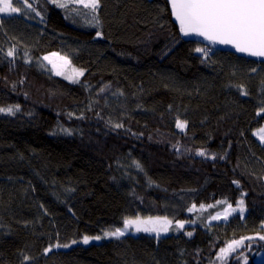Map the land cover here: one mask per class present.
Here are the masks:
<instances>
[{"label": "trees", "instance_id": "1", "mask_svg": "<svg viewBox=\"0 0 264 264\" xmlns=\"http://www.w3.org/2000/svg\"><path fill=\"white\" fill-rule=\"evenodd\" d=\"M13 1L21 12L0 13V108L19 106L0 112V264H220L244 237L221 264H264V61L185 39L167 0ZM52 51L83 76L41 69ZM242 198L228 220L208 222L212 209L168 234L79 242ZM56 244L70 246L45 254Z\"/></svg>", "mask_w": 264, "mask_h": 264}, {"label": "snow or ice", "instance_id": "2", "mask_svg": "<svg viewBox=\"0 0 264 264\" xmlns=\"http://www.w3.org/2000/svg\"><path fill=\"white\" fill-rule=\"evenodd\" d=\"M17 4L21 3V0H15ZM52 2L60 8H67V3L61 2V0H52ZM79 3H83L84 7L91 8L94 12L100 6V0H78ZM170 5L171 16L178 22L179 31L187 36L189 34H196L204 37L206 40L213 43H219L224 45H231L237 52L247 53L254 57H264V0H167ZM23 5L27 9L35 11L32 8V4L28 3V0H23ZM20 7H13V0H0V13H19ZM39 15V13H36ZM99 37L102 34L97 32ZM198 53H204L207 55L205 49H195ZM14 49H9L7 56H14ZM43 60L48 61L52 65V69L57 75L62 74L64 67L70 63L66 57L59 56L58 53H52L46 55ZM62 61V63H58ZM74 74L69 79H76L83 75L82 71L73 70ZM255 71V70H253ZM19 110V106L9 107L7 109L0 108V112H6L8 114H15V111ZM264 112V108L261 109ZM115 127H122V125H116ZM176 127L183 130L186 127V122H182L177 119ZM264 132V129L261 130ZM261 140L264 141V135ZM200 156H204L203 151L197 153ZM213 159L215 157H212ZM237 183V181H233ZM219 203V202H218ZM195 205L189 208V212L195 209ZM204 208V205L200 206ZM211 207V205H209ZM239 211L241 214L244 212V201L241 199L238 202ZM232 205H228L223 214V219H227L230 211H236ZM213 220L221 219V215L217 214L212 217ZM172 222L167 218H152L141 219L139 217L135 219L125 218L123 221V229L116 228L114 231L104 232L105 237L119 238L125 234V231L129 227H134L137 232H155L159 235L161 232H167L168 226ZM177 228H183V222H177ZM264 227V225H262ZM187 235L191 236L189 232ZM260 240H264V235L258 237ZM91 239L100 240V236L89 237L84 236L82 242L88 244ZM244 239L252 240L254 237H244L240 240H233L228 244L227 248L220 249V259H224L230 252H234L236 248L240 247ZM73 244L77 241L73 240ZM68 244H56L44 249L45 254L52 250V247H64L67 248ZM31 259L28 256H24V260ZM246 264V260H245Z\"/></svg>", "mask_w": 264, "mask_h": 264}, {"label": "rangeland", "instance_id": "3", "mask_svg": "<svg viewBox=\"0 0 264 264\" xmlns=\"http://www.w3.org/2000/svg\"><path fill=\"white\" fill-rule=\"evenodd\" d=\"M61 2L63 3H69V2H76V3H79L78 0H61ZM83 4V3H81ZM13 7H17L15 4H14V1H13ZM1 14H8V13H1ZM52 53H58L59 56L61 57H66L68 59V61L70 62L68 64V66L64 67L63 70H62V74L61 76L69 79V77H72L73 74H74V71L73 70H76V71H82L83 74H84V70L76 65H74L70 59V57H68L67 55L65 54H62L61 52L59 51H52V52H49L45 55H43L42 57H39L38 58V63H39V66L41 69L45 70L46 72H49V73H52V74H56L55 71L52 69V65L48 63V61H45L43 60V57L46 56V55H51ZM29 61H34V58L30 59ZM58 63H62V61H58ZM83 76V75H82ZM82 76H79L78 78L76 79H69V80H78L79 78H81ZM182 122H186L184 120H180ZM186 126H187V122H186ZM264 129V124L262 126H260L259 128H257L255 130V135L257 136V138L264 143V141L261 140V136L264 135V132H261V130ZM243 199V198H242ZM244 201V199H243ZM219 202V203H218ZM205 207L204 208H201L200 206L201 205H196L195 204V209H193V213H195V218H191V219H180V220H173L171 218H169L168 216H161V215H148V216H137L141 219H147L149 217H152V218H167L168 220H170L172 223L168 226V231L167 232H161L160 234H168L170 232H173V231H176V230H179V229H183L185 228L187 225L189 224H195V223H198L200 222V217L205 213V212H208L210 210H214L213 214L210 215L208 217V222H214V221H221V220H228L233 214L235 213H241L239 211V207H238V203L237 204H234V203H231V202H228L224 199H221L217 202H213L211 204H203ZM209 205H211V207H209ZM228 205H232L233 208H236L237 210L232 212L230 211V214L228 215L227 219H223V214L225 213V209L228 208ZM247 212V208H246V205H245V201H244V212L242 213L243 215H245ZM217 214H220L221 215V219H218V220H213L212 217L213 216H216ZM137 217H128V219H135ZM177 222H183L184 224V227L183 228H177L176 225H177ZM118 228H122L123 229V225L118 227ZM115 230V229H114ZM114 230H106V231H114ZM104 231V232H106ZM104 232L102 234H99V235H87L89 237H95V236H100L101 239L100 240H95V239H91L89 243L91 242H95V241H102L104 239H109V238H112V237H105L104 236ZM140 234V233H149V234H156L155 232H143V231H140V232H137L136 229L134 227H129L126 231H125V234ZM83 240V239H82ZM79 241V242H82ZM83 243V242H82ZM228 246V245H227ZM227 246L225 248H227ZM231 253V252H230ZM230 253L224 258V259H220V254H219V263H223L225 262ZM256 260L260 263L264 262V250L256 253Z\"/></svg>", "mask_w": 264, "mask_h": 264}, {"label": "water", "instance_id": "4", "mask_svg": "<svg viewBox=\"0 0 264 264\" xmlns=\"http://www.w3.org/2000/svg\"><path fill=\"white\" fill-rule=\"evenodd\" d=\"M173 20L176 24H178V22L175 21L174 17H173ZM185 39L187 40H192V41H198V42H201L205 45H208V46H211L215 49H218V50H222V51H230V52H233V53H236L240 56H243V57H247V58H250V59H254V60H257V61H264V57H254V56H250L249 54L247 53H240V52H237L235 50V48L231 45H224V44H219V43H213L211 41H208L206 40L204 37L202 36H198L196 34H189L187 36H184Z\"/></svg>", "mask_w": 264, "mask_h": 264}]
</instances>
